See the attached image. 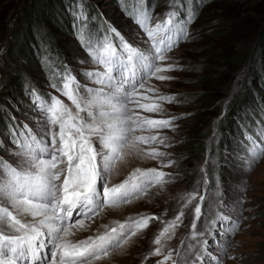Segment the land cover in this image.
<instances>
[{"label":"rangeland","instance_id":"1","mask_svg":"<svg viewBox=\"0 0 264 264\" xmlns=\"http://www.w3.org/2000/svg\"><path fill=\"white\" fill-rule=\"evenodd\" d=\"M35 1L0 0V169L5 176L9 162L12 166L20 163L16 155L20 150L9 144L13 136L20 133L21 139L30 142L32 135L39 139L43 133L41 103H51L55 96L75 110L58 90L69 71L82 86L98 87L86 73L100 71L103 65L93 60L87 49L105 56L106 45L112 44L121 51L114 33L113 39L103 40L108 34L101 31L102 38L91 31L90 24H95V29L115 28L126 42L147 51L146 35L135 18L147 11L149 25L155 26L173 13V22L183 23L188 35L167 51L165 61L157 62L161 68L172 66L158 74L169 79L152 76L145 80V88L154 91L139 90L151 97L141 103H157L162 110L150 113L135 108L151 119L177 118L175 127L136 133L159 135L165 144L141 143L139 148H155L166 155L155 160L143 152L139 157L130 156L110 177V183L117 184L135 168H155L169 174L165 178L168 183L151 187L147 195L129 204L105 209L95 223L85 219L90 227L74 229L70 240H86L130 218L155 216L148 228L132 238L130 247L116 250L111 258L96 264H156L162 256L145 259L155 247L152 241L183 211V222L174 234L170 230L163 238V255L168 249H179L180 258L173 252L178 264H203L197 253L200 244L208 240L207 248L215 249L212 254L222 257V264H264V154L251 168L246 164L251 159L250 149H264V0H60L59 4L39 0L42 10L34 9ZM232 58L236 59L230 61ZM17 82H21L18 89L14 87ZM160 96L171 100H159ZM240 97L246 98L245 104L240 103L231 113L232 103ZM222 139L224 145L219 147ZM170 160L174 162L171 165ZM201 195L205 196L203 202ZM198 203L202 218L196 231L205 234L197 238L199 243L191 238ZM221 215L239 227L233 229L222 222L223 226L213 228ZM190 244L194 245L191 251ZM204 260L215 264L207 256Z\"/></svg>","mask_w":264,"mask_h":264},{"label":"snow or ice","instance_id":"2","mask_svg":"<svg viewBox=\"0 0 264 264\" xmlns=\"http://www.w3.org/2000/svg\"><path fill=\"white\" fill-rule=\"evenodd\" d=\"M173 15L169 13V18L163 24L157 23L155 26L149 25L151 16L147 11L135 18L134 22L146 35L144 43L148 45L147 51L132 46L112 28L110 31L120 39L121 51L112 44L106 45L105 56H97L91 48L87 49L93 60L103 65L100 71L86 73L98 87L82 86L69 71L62 89L58 90L71 100L75 110L52 96L51 103L39 105L42 115L40 123L43 126L40 138L32 135L28 142L21 139L22 134L18 133L9 141L20 150L16 153L20 163L12 166L9 162L6 176L0 169V264H96L111 258L116 250L125 251L134 243L132 238L148 228L149 221L157 219L142 215L137 220L130 218L124 223L117 222L118 227L89 236L86 240H70L75 235L74 229L90 227L85 224V219L95 223L105 209L129 204L134 198L147 195L151 187L168 183L165 178L169 174L155 168H135L117 184H111L110 177L118 166L128 162L130 156L139 157L143 152L144 156L155 160L166 155L155 148H139L141 143L159 141L165 144L159 135L136 133L175 127L173 121L177 118L151 119L135 111V108L150 113L162 110L157 103H141L142 99L149 100L151 97L139 90L154 91L145 88V80L152 76L161 81L169 79L158 74L170 70L172 66L161 68L157 62L165 61L167 51L181 36L188 35L183 23L173 22ZM187 22L191 23V19ZM173 36L176 40H173ZM73 84L75 87H72ZM158 99L171 100L164 96ZM28 132L31 133V130L28 129ZM13 133H16L15 126ZM249 154L251 159L246 164L251 168L264 154V149L254 147ZM172 163L170 160L169 165ZM199 200L203 202L205 196H199ZM183 215L181 211L175 221L168 222L154 238L152 244L155 247L145 257L146 260L162 256L156 264H166L168 261L178 264L173 252L180 258V250L168 249V254L163 255L166 247L163 238L170 230L174 234L183 222ZM201 218V204L198 203L191 225V238L194 240L205 235L196 231ZM222 222L232 225L233 229L239 227L229 217L221 215L213 228L216 224L223 226ZM213 234L219 235V232H209V235ZM208 243L205 240L200 244L197 260L209 264L204 260L207 256L209 261L222 264V257L213 255L215 249H208ZM193 247L188 245V250L191 251ZM223 255L227 257L226 248Z\"/></svg>","mask_w":264,"mask_h":264},{"label":"trees","instance_id":"3","mask_svg":"<svg viewBox=\"0 0 264 264\" xmlns=\"http://www.w3.org/2000/svg\"><path fill=\"white\" fill-rule=\"evenodd\" d=\"M59 1L60 0H56V1H54L55 3H57V4H59ZM47 3H51L50 1H47ZM54 3V4H55ZM33 7H34V9L35 8H39V10H42L43 9V5H42V3L41 2H39V0L37 1H35L34 3H33ZM90 9V8H89ZM92 10H90V12H91ZM95 25V24H94ZM94 25H92V24H90V26H91V29L92 30H94L95 29V27L96 26H94ZM29 34V33H28ZM27 34V36H28V38L29 37H31L30 35H28ZM43 37H45V34L41 37V39H40V42H42V40H44L43 39ZM29 40V39H28ZM50 40H51V38H50ZM26 41V40H25ZM263 50H264V46H263V48H262V53H263ZM236 58H232L230 61H234ZM240 60V59H239ZM59 66V65H58ZM21 86V82H17V83H15L14 84V87L16 88V89H18L19 87ZM244 101H246V98L245 97H240L239 98V100H238V98L236 99V102H234V103H232V105H231V107H230V110H231V113H233V111L235 110V108H237V105H239L240 103H241V105L243 106V104H245V102ZM240 105V106H241ZM237 132V131H236ZM222 135H223V133L221 132V137H222ZM222 145H224V140L222 139L221 141H220V143H219V147H221ZM217 147V146H216Z\"/></svg>","mask_w":264,"mask_h":264},{"label":"bare ground","instance_id":"4","mask_svg":"<svg viewBox=\"0 0 264 264\" xmlns=\"http://www.w3.org/2000/svg\"><path fill=\"white\" fill-rule=\"evenodd\" d=\"M126 149V148H125Z\"/></svg>","mask_w":264,"mask_h":264}]
</instances>
